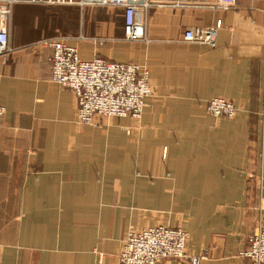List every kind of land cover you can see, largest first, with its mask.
Wrapping results in <instances>:
<instances>
[{
    "label": "crops",
    "instance_id": "obj_1",
    "mask_svg": "<svg viewBox=\"0 0 264 264\" xmlns=\"http://www.w3.org/2000/svg\"><path fill=\"white\" fill-rule=\"evenodd\" d=\"M152 1L145 41L123 40L120 9L119 32L102 21L70 40L83 61L145 66L152 86L138 121L84 126L74 95L50 81L48 38H34L43 7L14 6L0 59V264H118L127 232L158 225L188 233L200 264H251L241 253L264 203V0ZM217 22L210 45L182 41ZM214 98L236 115L211 116Z\"/></svg>",
    "mask_w": 264,
    "mask_h": 264
},
{
    "label": "built area",
    "instance_id": "obj_2",
    "mask_svg": "<svg viewBox=\"0 0 264 264\" xmlns=\"http://www.w3.org/2000/svg\"><path fill=\"white\" fill-rule=\"evenodd\" d=\"M42 6H95L121 9L124 19V34L128 41H139L144 37L142 19L153 5L161 3L152 0H0V57L12 51L10 47V24L12 10L16 5ZM209 7L228 10L235 0H211ZM178 5V3H177ZM221 27L220 22L210 27L188 29L182 41L198 45H210L214 34ZM52 49L49 59L52 81L61 88L74 93L77 101L78 121L81 125L94 124L93 116L108 118L138 119L151 96L147 69L134 64L115 63L96 58L83 61L77 49L66 39L44 42ZM207 112L216 118L232 119L236 108L222 98H214L207 105ZM5 109L0 106V118ZM264 134V116H262ZM188 236L179 229L156 226L125 235L118 254V264H158L173 260L182 264H200L204 254L193 256L187 251ZM248 256L252 264H264V207L259 208L254 232L248 237Z\"/></svg>",
    "mask_w": 264,
    "mask_h": 264
},
{
    "label": "rangeland",
    "instance_id": "obj_3",
    "mask_svg": "<svg viewBox=\"0 0 264 264\" xmlns=\"http://www.w3.org/2000/svg\"><path fill=\"white\" fill-rule=\"evenodd\" d=\"M38 7H43L42 9L40 8L39 10L40 11L43 10L44 18L41 17V19L38 18L37 20L36 19L32 20L33 23H34V27L38 26L40 28V31L38 30V32H37L40 35H36V36H34V38L35 37H42V38L46 37V38H48V39L42 40L43 42H45V41H47L49 39L53 40V39L61 38V39H66V42L69 45L70 40L77 39L76 36H78V34H80V33H81V35H79V39H82V40L83 39H88V37H90V36L98 35L100 30H101L100 29L101 25L103 26V24H100L102 21H106V23L108 25V28L110 30H114L115 33L119 32L121 24H122L121 23V15H120L119 11H117L115 8H110V7L98 8V7H95V6H91V7H89V6H84V7H79V6H55V7H53V6H42V5H40ZM80 9H82V10H80ZM12 13H13V10H12ZM122 16H123V11H122ZM94 21H96V22H94ZM22 22H23L22 20L19 21V25L21 27L22 26L26 27V24L24 22L23 23ZM28 25H30V24L28 23ZM11 26H12V16H11L10 27ZM91 30L93 32V35H90L92 33ZM125 38L126 37H125V34H124V29H123V40L126 41V42H132V41L126 40ZM89 40H90V43L92 45L96 46V47H100V46L104 45V43L106 42V39L101 38V37H99V38H90ZM139 41H145V32H144L143 39L139 40ZM69 46H71V45H69ZM71 47H73V46H71ZM10 53L6 56V58L0 57V59L3 60V61H6V59L10 55ZM52 55H53V53H51L50 58L52 57ZM94 59H96V58H93L92 60H94ZM129 64H133V63H129ZM134 65H136V64H134ZM137 66L147 69L145 66H140V65H137ZM147 71H148V69H147ZM148 77H149L148 81H149V85H150V88H151V96H152V86H151V82H150L149 71H148ZM50 81L52 83H54L52 81L51 72H50ZM54 84L59 86L57 83H54ZM60 89H62L64 91H69V90H65V89H63L61 87H60ZM69 92H71V91H69ZM72 94L74 95V93H72ZM74 98H75V104L77 106V101H76L75 95H74ZM141 115H142V113H141ZM3 116L0 118V121L3 118ZM140 117L138 119H132V120L138 121L140 119ZM113 118H116V117H113ZM106 119H108L107 116L94 115L92 121L95 124L97 121H102V120H106ZM77 123L80 126H84V125H81L79 123L78 115H77ZM91 125H93V124H91ZM260 207L263 208L264 207V203L262 205H259L257 210H256V218H255V223H254V227H253V232H254L255 227H256L257 215H258V211H259ZM158 226H165V225H158ZM166 227H168V226H166ZM150 228H152V227H150ZM169 228L179 229L182 233H186L184 230H182L181 228H178V227H169ZM144 229H148V228H144ZM134 231H139V230H134ZM129 232H133V231H129ZM129 232H127V233H129ZM186 234H187L188 239H189L188 233H186ZM248 237H247L246 240H247V243L249 245ZM248 249H249V246H248ZM248 249L246 251H244L243 253H241V256H243V257H245V258H247L249 260L248 256H244L243 255L245 252L248 251ZM187 251H188V249H187ZM202 254H204L205 257H206V253L205 252H203ZM165 261H173V260H165Z\"/></svg>",
    "mask_w": 264,
    "mask_h": 264
},
{
    "label": "trees",
    "instance_id": "obj_4",
    "mask_svg": "<svg viewBox=\"0 0 264 264\" xmlns=\"http://www.w3.org/2000/svg\"><path fill=\"white\" fill-rule=\"evenodd\" d=\"M43 12V11H42ZM42 16H43V14H42ZM44 17V16H43Z\"/></svg>",
    "mask_w": 264,
    "mask_h": 264
}]
</instances>
